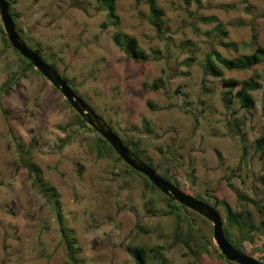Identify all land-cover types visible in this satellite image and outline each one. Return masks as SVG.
I'll use <instances>...</instances> for the list:
<instances>
[{"label": "rangeland", "instance_id": "obj_1", "mask_svg": "<svg viewBox=\"0 0 264 264\" xmlns=\"http://www.w3.org/2000/svg\"><path fill=\"white\" fill-rule=\"evenodd\" d=\"M11 1L26 44L54 61L79 96L121 138L143 148L161 175L170 168L185 192L248 210L260 226L264 216L247 199L264 204V156L254 143L264 135V61L224 68L222 77L204 74L202 63L212 48L228 57L252 52L253 30L264 48V0H156L164 12L159 32L145 0H115L116 24L96 0ZM117 32L134 36L146 58L129 57L113 40ZM21 63L0 33V264H73L50 206L21 165L20 140L58 193L81 264H136L129 248L138 245L153 249L146 264H229L206 218L181 208L193 218L189 228L184 217L177 221L166 212L161 194L126 174L121 161L97 157L96 132L72 125L76 111L61 92L35 68L21 71ZM251 77L261 83L252 92L254 105L225 104L224 79ZM216 209L224 221V206ZM189 231L192 240L181 241L178 235ZM207 240L213 243L204 250ZM244 249L264 263V233L253 232Z\"/></svg>", "mask_w": 264, "mask_h": 264}, {"label": "trees", "instance_id": "obj_2", "mask_svg": "<svg viewBox=\"0 0 264 264\" xmlns=\"http://www.w3.org/2000/svg\"><path fill=\"white\" fill-rule=\"evenodd\" d=\"M9 2V13L11 14L13 21L15 23V27L17 31L19 32L22 39H26L23 35L22 29L17 26L16 24V13L12 11L11 5L12 1L7 0ZM97 9L105 10L107 17L109 19V22L111 24H116L119 20L117 10H116V3L115 0H96ZM190 0H185L186 3H189ZM196 2H199V0H194ZM145 2L148 5L149 14H148V21L149 23L159 32L161 31L163 27V10L157 5L156 0H145ZM107 25L106 23H103ZM215 30L221 32L223 35H226V31H224L220 24H217L215 26ZM0 33L3 36L4 42L7 43L9 46L12 47V45L9 43L7 39L6 33L3 31V28L0 24ZM27 40V39H26ZM113 40L123 48L124 52L132 58L135 59H145L146 54L145 52L139 47L138 42L136 38L132 35L117 32L113 36ZM251 41L249 43L256 44L254 50L250 53H242L236 56L228 57L217 51L216 49L212 48L210 52H208L203 60L202 63V69L204 74H209L215 77H222L224 75V68L225 69H250L254 65L264 61V48L257 43V35L256 33L252 32L251 34ZM228 47H234L236 46L235 43L227 42L225 43ZM33 50L39 53V55L42 56L41 49L38 46H31ZM13 48V47H12ZM14 49V48H13ZM16 54L18 55V58L21 60V71L25 69H34L30 61L22 56L16 49H14ZM43 57V56H42ZM44 58V57H43ZM50 64L57 69L56 64L54 61H50ZM37 71V70H36ZM38 72V71H37ZM64 79L67 80L70 87L78 94L76 88L71 83L70 79L64 75L61 74ZM15 76H11L10 79L13 80ZM224 84L228 88L223 91L222 95L225 98V104L232 103L235 99L240 103L242 107L250 108L254 105V100L252 97V92L259 89L261 87V83L254 79L253 77L243 80H237L234 78H228L224 79ZM157 85H153V87H156ZM56 91H58L55 88ZM235 90V91H234ZM79 95V94H78ZM68 102V101H67ZM69 103V102H68ZM72 125H74L77 129H85L88 125L84 122V120L79 116L77 112L74 113V120ZM237 126L239 124L237 123ZM91 128V127H88ZM93 131H95L93 128H91ZM240 130V129H239ZM96 137L93 140V144L95 146L96 150V156L101 157H107V156H114V158L117 161H121L124 166V172L126 174H136L142 179V183L147 189H150L152 192L156 191L159 194L162 195L163 202L166 205V212L168 214L173 215L176 220L178 221L182 217H184L187 222L189 228L192 226L193 218L186 212H183L181 208H186L185 206L179 204L174 199L167 197L164 195L161 191H159L152 183L151 181L144 176L142 173L134 170L129 165L123 162V160L116 154L114 149L110 146V144L97 132ZM239 132V131H237ZM238 134V133H237ZM61 138V144L65 145L68 142V137ZM123 142L125 145H127L138 157H140L143 161L154 167V169H158L159 165H155L149 156L145 152L143 148H139L136 143L127 141L123 139ZM255 143V149L256 151H261V156H264V135L257 137L254 141ZM17 150H18V156L21 162V165L25 167L28 171V174L30 175L33 185L37 187L38 191L42 194L43 198L45 199L46 203L50 206L52 213L54 214V217L56 219L61 238L63 241V244L65 246V250L67 251L69 260L73 264H81L78 262L77 254L79 251V248L76 246V239L73 237V230L68 228L66 226V222L64 219V215L61 210V203L59 200L58 193L56 192V189L53 185H51L43 175L42 168L33 161V159L30 156L29 147L26 146V143L22 140L17 141ZM170 168L166 169L164 174H162L168 181H171L172 183L177 184L176 177H175V171L172 173H169ZM261 184L264 187V174H262L259 178ZM247 199V197H244ZM252 204H254L257 207V210L260 212L262 216H264V204H259L256 200L253 199H247ZM217 204H222L225 209V215H224V221H223V230L225 233V236L229 239V241L239 250L244 251V243L246 241H250L252 238V233L255 231H259L261 233H264V221H261L259 225H256L253 220L250 211L248 210H238L232 208L228 203H226L222 199H215L214 203L212 204L215 206ZM181 206V207H180ZM201 216L200 214H198ZM179 239L190 241L193 238L192 231L187 232L186 235L179 234ZM210 242L213 243L212 240H207V245L204 247V250H208L207 247L210 246ZM129 250L133 254V256L136 259V264H146L148 253L153 252V249H148L144 246L138 245L134 247H130ZM216 250V249H215ZM156 256L161 255V251L156 250L155 251ZM221 256L222 254L219 253ZM260 261V260H259ZM229 264H237L236 262H230ZM263 263V262H262ZM162 264V263H161ZM264 264V263H263Z\"/></svg>", "mask_w": 264, "mask_h": 264}, {"label": "water", "instance_id": "obj_3", "mask_svg": "<svg viewBox=\"0 0 264 264\" xmlns=\"http://www.w3.org/2000/svg\"><path fill=\"white\" fill-rule=\"evenodd\" d=\"M0 19L4 32L12 47L27 58L32 66L61 92L63 97L84 122L97 131L110 144L124 163L146 176L164 195L200 214L212 224L213 240L225 259L230 262H236L237 264H263L257 258L236 248L229 241L223 230V219L215 206L185 192L178 185L168 181L154 167L138 157L125 145L121 136L111 125L70 87L67 80L62 77L57 69L26 44L15 27L13 18L9 13V2L7 0H0Z\"/></svg>", "mask_w": 264, "mask_h": 264}]
</instances>
